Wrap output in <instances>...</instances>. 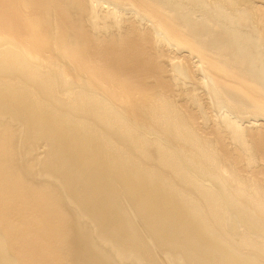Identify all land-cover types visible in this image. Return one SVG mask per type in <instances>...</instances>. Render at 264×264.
I'll list each match as a JSON object with an SVG mask.
<instances>
[{"label":"bare ground","instance_id":"1","mask_svg":"<svg viewBox=\"0 0 264 264\" xmlns=\"http://www.w3.org/2000/svg\"><path fill=\"white\" fill-rule=\"evenodd\" d=\"M0 264H264V0H0Z\"/></svg>","mask_w":264,"mask_h":264},{"label":"water","instance_id":"2","mask_svg":"<svg viewBox=\"0 0 264 264\" xmlns=\"http://www.w3.org/2000/svg\"><path fill=\"white\" fill-rule=\"evenodd\" d=\"M9 125V124H8ZM9 158H12L13 159V155H11L10 153H8V155H7V161L8 162H11L10 160H9ZM13 162V161H12ZM10 167H11V169H13L14 167L12 166V164L10 163Z\"/></svg>","mask_w":264,"mask_h":264},{"label":"rangeland","instance_id":"3","mask_svg":"<svg viewBox=\"0 0 264 264\" xmlns=\"http://www.w3.org/2000/svg\"><path fill=\"white\" fill-rule=\"evenodd\" d=\"M152 81H153V80H151V82H150V80H148L147 82H149L148 84L151 85V84H152ZM150 83H151V84H150Z\"/></svg>","mask_w":264,"mask_h":264}]
</instances>
